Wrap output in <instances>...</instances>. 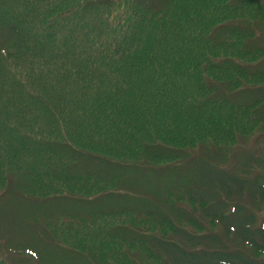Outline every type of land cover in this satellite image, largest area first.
<instances>
[{
    "label": "trees",
    "instance_id": "1",
    "mask_svg": "<svg viewBox=\"0 0 264 264\" xmlns=\"http://www.w3.org/2000/svg\"><path fill=\"white\" fill-rule=\"evenodd\" d=\"M175 1L78 0L60 6L59 0H0V183L6 181V189L19 197L28 194L50 201L70 191L79 194L59 189L61 185L91 184L96 187L91 193V213L76 216H91V230L102 231L108 238L124 224L119 219V224L109 225L108 217L131 214L135 209L110 211L103 199L135 195L137 204L150 206L143 210L144 219L170 233L121 231L118 240L145 245L146 254L155 257L151 264H264V49L257 43L264 25L252 21L264 16V0H231L227 10L236 16L208 26L199 9L200 18H191L189 29L179 32L181 38L163 43L157 36L152 52L145 43L151 24L183 27L181 16L171 14ZM248 11L256 14L250 18ZM187 32L196 36L183 38ZM220 50L227 55H220ZM64 62L83 72V79L73 80L72 89L82 101L71 105L63 103L55 91L58 76L73 71L58 75L56 64ZM171 64L187 68L183 75L214 70L233 73L229 78L206 74L201 79L204 96L199 106L227 108L235 115L248 113L262 126L257 131L258 151H246L241 163L230 168L227 162L220 163L227 153L223 150L206 148V154L194 156L190 149L197 146H168L139 137L135 131L138 113L130 111L135 103L125 104L127 89L124 93L122 89L127 83H143L152 73L150 82L160 80L150 67L162 71ZM131 74L134 78L129 79ZM142 86V92L154 89ZM136 89L141 93L138 85ZM116 97L120 100L115 101ZM140 103L144 102L139 100L136 105ZM198 123L194 136L203 138L212 129ZM250 125L246 119L244 132ZM65 128L68 134L88 128L91 152L67 140ZM121 144L122 149L113 147ZM231 157L228 154V160ZM175 168L189 176L161 196L149 193L150 186L135 180L138 173ZM24 219L38 224L35 218ZM44 236L68 257L96 264V245H91L88 257V252L70 241L52 237L50 232ZM65 242L68 246H59ZM0 264L24 263L0 256ZM39 264L51 262L40 260Z\"/></svg>",
    "mask_w": 264,
    "mask_h": 264
},
{
    "label": "rangeland",
    "instance_id": "2",
    "mask_svg": "<svg viewBox=\"0 0 264 264\" xmlns=\"http://www.w3.org/2000/svg\"><path fill=\"white\" fill-rule=\"evenodd\" d=\"M68 1L76 2L78 0H59V5L64 6ZM230 1L176 0L171 14L172 16H181L183 27L174 29L172 26L161 27L158 24H151L146 32L145 43H148V48L153 52V49L157 47L155 43L157 36L162 37L163 43L168 39L178 40L181 38L179 32L189 29L191 18L194 17L197 20L200 18L199 9L202 11L206 26L214 22H226L236 16L227 10L229 9L228 5ZM186 8L187 11L185 13L184 10ZM248 14L252 18L256 13L248 11ZM252 21L264 25V16H260L258 20L253 19ZM194 32L197 35L196 29H194ZM186 34L183 35V38L187 36L193 38L196 36L193 32H187ZM261 38L264 39V34ZM261 38L258 39L257 43L264 49V40L261 41ZM224 52L225 50H220L218 53L223 56L227 55ZM229 55L234 56V53ZM150 69L156 71L161 79L150 82L152 73L143 83L141 80L138 84L135 82V88L132 82L127 83L122 89L123 93L125 89L128 90V92L125 90L127 94L123 99L125 104L129 102L132 106L135 103L130 108V111L131 113L135 112L134 115L138 113L139 120L137 121L139 126L135 131L139 137L145 138L147 142H157L168 146H197L198 148L190 149V153L194 156L206 154L204 150L206 148L223 150L227 153L220 160V163L227 162L226 164L230 168L236 167L241 163L242 156L246 151H258L260 144L256 140V137L258 135L257 131L262 126L251 120L248 113L241 112L235 115L232 110L227 108L214 109L199 106L204 96V91L201 88V79L203 82L206 74L215 73L217 77L225 75L226 78H229L232 77L233 73H219L218 70H214V72L203 71L200 74L188 72L187 75H183L187 71V68L174 67L172 64L165 67L162 71L154 66H151ZM66 70L73 71L59 75L61 71ZM56 71H58L59 76L55 91L61 98L63 97V103L71 105L75 104L74 101L77 99L82 101V98H79V92L72 89L73 80L78 77L83 79L81 77L83 72H80L79 68L72 66V63L66 62L57 63ZM182 76L186 78L179 80ZM127 77L129 79L134 78L133 74ZM187 79L189 82L186 81ZM143 84L154 89L149 88V90L142 92ZM136 85H138L141 93L136 89ZM139 94L141 96L137 98ZM115 95H112L111 98ZM114 100L118 101L120 99L116 97ZM139 100L144 103H140L137 106L136 104ZM150 100H153V102H149ZM75 112H80V108H75ZM193 119L197 121L195 124L192 121ZM246 119L251 121V125L247 129V132H244L245 128H242V126ZM198 121L202 122L205 129L207 127L212 129L211 131H207L203 135V138L194 136L195 132L193 129L196 130L194 125H199ZM75 125L72 124V126ZM65 132H67L66 128ZM219 138L220 142H217ZM66 139L72 141L73 144L80 143L81 145H77L78 147L91 152V131L88 128H82L76 132L71 131L69 134L67 132ZM197 143L202 144L198 145ZM113 147L122 149L123 145H113ZM228 154L232 155L229 160ZM155 163L163 164L165 162L157 161ZM188 176V172H182L180 169L175 168L174 170H167L164 173L153 171L144 174L138 173L135 180L140 185L145 184L150 186L148 189L149 193H158L161 196L168 189L182 184ZM6 187L7 182L3 180L0 183V256L6 257L9 262L39 264L40 260H47L51 264H70L75 262L86 264L85 262L87 261L75 259L74 255L68 257L66 252L58 250V246L54 242L45 241L43 234L48 230L47 233L50 232L52 237L59 236L60 240L70 241L71 245L79 246L78 248L84 251V253L88 252V257L91 255V245H96L94 250H97L98 254L93 258L96 264H151V261L155 260V257L146 254L145 250L148 249L145 245L138 246L125 242L121 243L118 240V233L122 231V234L131 232L140 234L145 230L165 235L170 233L168 228L157 226L151 219H144L143 210L149 209L150 206L144 202L137 204L138 198L131 193L107 196V198L103 199L105 200L104 204L107 199L110 211L116 208L118 210H125L127 207L135 209V212L131 214L120 215L117 218L115 216L108 217L109 225L119 224L117 221L119 219L122 221L121 223L124 222L121 230L119 228V230L113 231L110 238H108L103 236L102 231L94 232V230H91V216L87 218L76 216L78 213L89 215L91 213V202L77 204L64 199L50 201L49 198L31 197L28 194L19 197L14 190H8ZM60 188L63 190L69 188L80 194L72 195L71 191L67 194L64 193L70 197L76 196L90 200L91 193L96 187L92 188L91 184H80L73 186L61 185L59 186ZM4 191L7 192L5 193ZM44 194L47 193L44 192ZM49 207L52 209H49ZM44 214L49 216L47 217V221L50 220V223L47 224V221L37 222V219ZM261 216L263 217V213ZM24 217L29 219L35 218V222L38 224L31 225L30 223L23 222L22 220L28 221ZM103 220H106V218H103ZM92 227L94 228V226ZM102 238L105 242L101 240ZM59 246L66 247L68 245L65 242ZM60 253L62 256H59ZM89 261L91 262V258Z\"/></svg>",
    "mask_w": 264,
    "mask_h": 264
}]
</instances>
